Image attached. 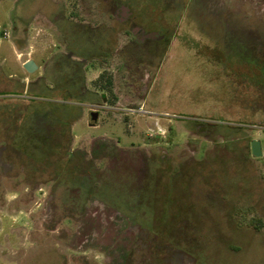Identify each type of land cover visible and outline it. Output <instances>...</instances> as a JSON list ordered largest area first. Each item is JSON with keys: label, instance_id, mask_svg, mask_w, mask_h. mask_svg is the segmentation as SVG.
<instances>
[{"label": "rangeland", "instance_id": "1", "mask_svg": "<svg viewBox=\"0 0 264 264\" xmlns=\"http://www.w3.org/2000/svg\"><path fill=\"white\" fill-rule=\"evenodd\" d=\"M0 264H264V0H0Z\"/></svg>", "mask_w": 264, "mask_h": 264}, {"label": "water", "instance_id": "2", "mask_svg": "<svg viewBox=\"0 0 264 264\" xmlns=\"http://www.w3.org/2000/svg\"><path fill=\"white\" fill-rule=\"evenodd\" d=\"M24 68L28 71V72H33L36 68L37 65L34 63V61H28L24 64ZM91 119L93 122H96L98 120V113L97 112H92L91 113ZM251 154L253 157L255 158H260L263 155L262 152V146H261V142L260 141H256L253 140L251 142Z\"/></svg>", "mask_w": 264, "mask_h": 264}, {"label": "trees", "instance_id": "3", "mask_svg": "<svg viewBox=\"0 0 264 264\" xmlns=\"http://www.w3.org/2000/svg\"><path fill=\"white\" fill-rule=\"evenodd\" d=\"M110 82V86H111V81H109Z\"/></svg>", "mask_w": 264, "mask_h": 264}]
</instances>
